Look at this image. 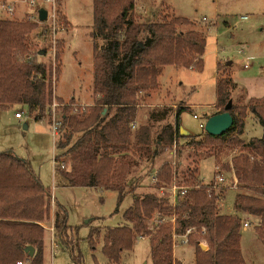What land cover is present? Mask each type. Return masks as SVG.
<instances>
[{"label": "trees", "instance_id": "obj_1", "mask_svg": "<svg viewBox=\"0 0 264 264\" xmlns=\"http://www.w3.org/2000/svg\"><path fill=\"white\" fill-rule=\"evenodd\" d=\"M134 7V0H92V94L97 101L77 115L65 114L69 109L66 105L61 108L64 110L60 127L63 134L54 147V172L68 187L114 192L117 205L127 194H132V204L122 214L125 225L107 229L103 234L101 251L109 264H120L121 253L130 250L140 237L149 240L151 264H174L171 225L163 223L149 229L153 214L174 217L177 235L191 230L186 239L187 245L194 247L195 264H244L239 248L242 220L236 215L219 214L223 186L214 190L204 185L194 176L195 170L191 180L176 185L177 202L172 208L170 194L158 198L151 194L136 196L135 185H127L126 176L138 159L148 162L163 147L182 137L177 123L181 110L187 109L178 108L174 130L170 123L165 124L151 143L148 127L131 126L137 113L135 96L157 87L163 67L200 72L206 45L205 38L189 20L168 14L162 22L137 23ZM35 27L23 19H0V109L25 106L28 115L40 121L48 114L46 107L52 92L51 84H46L49 76L46 65L24 59L29 54L25 39ZM58 45V52L54 53L57 61L62 46ZM40 51L44 50L34 54ZM44 54L37 56L42 58ZM222 70L218 64L216 72ZM57 73L60 74L58 67ZM234 89L235 84L228 76L217 79L214 114L225 112ZM227 112L233 120L232 127L218 137L204 134L199 145L215 154L223 147L230 152L239 149L229 164L217 160L216 165L235 177L236 190L240 191L235 197V208L259 219L255 227L264 244V97H251L243 105L231 102ZM249 113L261 126L262 134L245 143L240 137ZM225 165L228 170L224 169ZM155 177V188L167 189L173 185L165 164ZM49 200V190L43 187L28 161L11 151L0 153V264H42L45 230L40 224L49 219ZM53 205L54 239L69 251L72 264H82L79 253H73L77 242L67 225V213L63 206ZM87 240L90 250L94 251L92 234ZM200 243L206 245L207 251L200 249ZM28 246L34 250L31 258L25 253Z\"/></svg>", "mask_w": 264, "mask_h": 264}, {"label": "rangeland", "instance_id": "obj_2", "mask_svg": "<svg viewBox=\"0 0 264 264\" xmlns=\"http://www.w3.org/2000/svg\"><path fill=\"white\" fill-rule=\"evenodd\" d=\"M134 2L135 22H162L168 14H174L195 24L196 30L206 39V45L200 72L174 66L163 67L157 79V87L150 91H141L135 96L136 127H148L151 143L165 124L170 123L174 130L175 112L185 105L187 109L181 110L177 124L185 136L192 137V141L188 140L189 137H180L175 139L172 145L163 147L162 152L154 159L148 162L138 159L137 164L130 168L126 176L127 185H135L133 194L136 196L151 194L158 198L172 194L170 188H155L150 180L164 164L168 166L171 184L181 185L180 183L191 180L195 170L194 176L204 185L214 183L216 161L229 164L231 157L240 151L234 148L230 152L229 148L223 147L217 154L208 152L199 145L205 134L200 124H204L205 118L217 111L214 107L216 82L221 76H228L235 84L230 99L235 105H243L251 97H264V0ZM58 6L63 18V28L56 36L55 53L58 52V44L62 45L59 61L49 49L45 29L28 19L25 7H19L13 16L0 13V19H23L36 26L25 39L29 54H26L24 59L42 61L49 70L46 84H51L52 95L46 107L47 113L52 104H61L60 102L73 103L75 106L84 105L89 110L97 101V97L92 94V0H58ZM242 17H246V20L241 21ZM240 49H243V55L237 54ZM39 50L45 51L42 58L34 54ZM245 58H248V68L243 67ZM218 64L223 68L219 73L216 72ZM57 67L60 68V74L57 73ZM152 102L161 106L149 107ZM72 109L73 107H69L65 114L70 116ZM16 112L21 113L19 121L14 118ZM63 112L61 108L57 111L59 119ZM193 115L197 118H193ZM50 118L48 113L40 121H34L25 106L15 105L0 109V153L11 151L20 159L28 161L32 171L50 193L49 219L40 224L45 230L42 264H72L69 251L56 242L53 236V203L63 206L67 213V225L77 242L73 253H79L82 264H109L101 251L103 234L107 229L125 225L122 214L132 204V194H127L120 205H117L114 192L94 188H71L65 185V181L54 172L53 160L54 147L63 130H59V136L53 140L49 133ZM244 122L240 138L245 143L251 138L261 136V126L251 113ZM24 125L26 129L23 128ZM130 156L136 160L134 154ZM65 169H69V166L65 165ZM224 169L228 170V166L225 165ZM230 174L225 175L226 180L221 184L223 190L220 193L219 214L236 215L242 220L241 224L245 222L249 225L245 229H239V248L243 262L264 264V244L258 238L255 227L259 219L242 214L235 208V197L240 191L232 188L233 175ZM217 192L220 191H215ZM171 220L172 218H167V223L172 224ZM91 234L95 241L94 251L88 246L87 239ZM198 246L203 252L208 249L204 243ZM194 252L193 246L177 242L176 246L172 247L174 264H195ZM120 264H151L148 238L136 239L130 250L123 251Z\"/></svg>", "mask_w": 264, "mask_h": 264}, {"label": "built area", "instance_id": "obj_3", "mask_svg": "<svg viewBox=\"0 0 264 264\" xmlns=\"http://www.w3.org/2000/svg\"><path fill=\"white\" fill-rule=\"evenodd\" d=\"M25 7L27 9L28 12V19L35 24H39L40 26H43V28L46 31V35L49 39V49L51 51V53H55V47H56V36L57 34H59V32L62 30L63 28V23L62 21L59 19V6H58V0H10V1H5V0H0V13L7 15V16H13L16 13V10L19 7ZM40 9H43L46 12V18L44 21H40L39 20V16H38V11ZM241 21L246 20V17H242L240 18ZM203 21H205V19H203ZM237 54L239 55H243L244 51L243 49H240ZM248 61V58H245V64H244V68H248V64L246 63ZM66 105L67 108L69 107H73L72 111V115H77V114H81L84 113L86 111V107L84 105H78L75 106L76 104L73 103H68V104H52L49 109H48V113L49 116L51 117V123H50V127H49V133L51 134V137L54 139L57 138L58 134H59V130L61 127V119H59L60 115L57 114V111L60 108H63ZM21 113L16 112L14 114V118L15 119H21ZM193 118H197V116L193 115ZM132 128L135 126V123L131 125ZM200 127L202 128V124H200ZM214 172H215V182H210L209 184L206 183L208 185V187L210 186L211 188H213L214 190H217V188L219 186H221V184H223L226 180V176L227 173L223 170L220 169L219 166L216 165V167L214 168ZM151 182L153 184L156 183V177L155 175H153V177L150 179ZM205 184V185H206ZM233 187V189H236V182H235V178L233 177V183L231 184ZM178 187L176 185H172L170 187V192L172 190V194L170 193V197H171V207L174 208L176 206V202H177V198H176V193H177V189ZM172 220V224L171 228L173 230V234H172V244H173V248L176 246L177 242H180V244H184L187 245V239L186 236L190 233L191 230H186L184 235H177L174 233V228H175V218L171 217ZM165 224L167 223V218L165 217H160L159 214H153L151 220L148 223L149 229H153L161 224ZM249 225L247 223H242L241 227L243 229L247 228ZM140 239H145V237H140ZM17 264H23L21 262H18Z\"/></svg>", "mask_w": 264, "mask_h": 264}, {"label": "water", "instance_id": "obj_4", "mask_svg": "<svg viewBox=\"0 0 264 264\" xmlns=\"http://www.w3.org/2000/svg\"><path fill=\"white\" fill-rule=\"evenodd\" d=\"M38 16L40 21H44L46 18V12L43 9H40L38 11ZM44 54V51L38 52V56H42ZM231 106V100L227 103L225 106V112L223 113H217L211 116H208L205 118L204 124H202V128L205 132V134L212 136V137H218L225 132H227L233 124V120L230 116V114L227 112ZM24 129H26V126H23ZM179 134L182 137H189L185 136L182 133V130L179 128ZM202 249H205L204 246H201ZM25 253L29 258L33 257L34 250L32 247L28 246L25 248Z\"/></svg>", "mask_w": 264, "mask_h": 264}, {"label": "crops", "instance_id": "obj_5", "mask_svg": "<svg viewBox=\"0 0 264 264\" xmlns=\"http://www.w3.org/2000/svg\"><path fill=\"white\" fill-rule=\"evenodd\" d=\"M60 2V1H59ZM205 41H206V39H205ZM228 65H230V64H228ZM227 65V66H228ZM149 107H152V108H154V107H158V106H161V104H157V103H154V102H152L150 105H148ZM185 106H187V105H185ZM185 106H181L182 108H184ZM180 108V107H179ZM103 113H104V111H103ZM214 114V112L213 113H211L210 115H213ZM16 120H20V119H16ZM137 122V121H136ZM135 125H136V123H135ZM26 126V125H25Z\"/></svg>", "mask_w": 264, "mask_h": 264}]
</instances>
